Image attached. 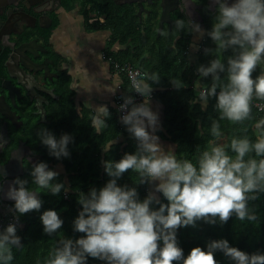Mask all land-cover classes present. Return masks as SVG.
I'll use <instances>...</instances> for the list:
<instances>
[{"label":"clouds","instance_id":"1","mask_svg":"<svg viewBox=\"0 0 264 264\" xmlns=\"http://www.w3.org/2000/svg\"><path fill=\"white\" fill-rule=\"evenodd\" d=\"M217 3L218 15L208 35L217 44L216 53L231 47L235 55L228 58L227 68L220 58L213 59L210 66H199L200 76L211 75L213 82L210 87H204L197 80L194 90L204 104L209 97L216 98L221 120L238 123L250 117L253 93L264 99V71L255 79L252 75L264 60V0H235L232 4L217 0ZM175 23L177 28H184L182 20ZM195 30H200L199 24ZM225 71L227 82L219 83L220 73ZM159 79L156 75L151 77L153 82L158 83ZM172 83L176 88L182 87L177 80L173 79ZM133 86L135 92L145 97L144 101L137 104L129 95L119 110L124 113L122 123L138 142L137 151L126 153L119 161H105L111 179L99 191L93 188L88 195L81 193L79 197L82 211L74 221V230L86 235L76 240H60L49 254L47 264H86L89 256L105 264H217V250L235 264H264V254H249L230 246L227 239L209 242L207 250L194 247L185 257L176 235L178 228L194 226L198 220L215 224L219 218L221 223H226L233 214L241 221L256 219L255 213L249 211L248 200L256 199L255 193L264 192V119L255 124V142L246 137L233 138L229 145L211 142L210 150L203 151L198 164H194L188 159L179 160L172 150L165 151L161 146L159 136L154 134L158 114L149 106L151 85L133 79ZM109 116L106 105L94 108L91 125L97 133L104 130L105 118ZM211 134L221 136L220 125L215 120ZM37 135L51 156L60 159L70 155L69 134L57 139L47 128H41ZM113 143L104 144L103 149L109 150ZM253 152L255 156L249 155ZM129 169L139 173L140 183L159 181L156 190L169 203L153 210L152 203H159L154 195L141 201L135 187L119 186L117 180ZM30 174L36 189L28 187L27 179L17 177L6 193L15 201L14 209L19 215L41 209L39 189H47L53 195L65 189L63 183H53L58 172L51 170L46 162L32 164ZM40 219L49 235L57 233L63 225L54 209L45 210ZM21 245L17 224L9 223L0 231V264H9L13 259L12 248Z\"/></svg>","mask_w":264,"mask_h":264},{"label":"trees","instance_id":"2","mask_svg":"<svg viewBox=\"0 0 264 264\" xmlns=\"http://www.w3.org/2000/svg\"><path fill=\"white\" fill-rule=\"evenodd\" d=\"M78 4L82 5L81 13L86 16L88 25H96L90 21L89 13L91 10L97 11L98 15L106 16L102 27L111 29V42L119 40L126 46L125 49L113 55L115 58L138 63L140 58L147 54L143 61L148 70L146 83L151 85V89H154L153 96L165 108L166 136L177 145L176 156L179 160L188 159L194 164H198L201 153L210 150L211 142L229 145L231 139L245 137L255 142V124L260 119H264V109L254 105V102L264 103V99L256 97L253 93L250 117L243 122L234 123L226 118L220 119L215 97H209L207 103L204 104L197 99V91L191 87L197 80H200L204 87H210L213 82L211 75L200 76L199 66H210L213 59L220 58L227 68L228 58L235 55L231 47L218 53L215 52L217 44L208 35L214 25L212 22L203 40L204 50L193 62L188 55L193 36L191 28L188 27L181 38H177V32H166L158 35L157 24L153 21L156 16L144 27V23L139 20L133 5L121 7L110 1L61 0L60 6L64 10L70 11ZM88 5L91 6L88 7ZM58 24L59 17L54 14L53 28ZM95 27L101 28L99 25ZM51 32L52 30L45 31L43 35L48 46ZM206 49L212 51L206 52ZM51 52L53 56V51L51 50ZM53 58L59 77L54 80L57 98L49 97L51 104L48 118L51 121L50 123L44 122L39 126L36 119H33L34 123L38 124L35 126L36 129H32L34 123L31 125L30 118L27 119V123L25 122L24 130H28V138L31 139L33 145L40 142V150L44 153L41 162H46L51 170L58 172L53 183H63L65 189L58 195L51 194L47 189H39V198L42 200L41 209L39 211L33 210L24 215H19L15 211V202L11 203L13 209L5 211V207L9 205L1 206L2 199L0 196V222L3 223L0 231L7 227L10 218L17 222L16 217L19 215V220L15 223L17 224V235L21 237L22 245L12 248L13 259L9 264H47V260L50 258L49 254L58 246L60 240L64 238L76 240L86 235L74 230V221L82 211V205L79 203L81 193L88 195L93 188L99 191L111 179L105 170V161H119L126 153L135 154L138 147V142L127 131V126L123 123L119 124L116 111H113L105 119L106 126L102 132L97 133L94 130L90 115L88 113L84 115V108H82L81 113L77 112L75 108L73 100L75 89L72 88L71 79L66 71L61 70L62 60L55 56ZM260 67L261 63L257 65L252 74L254 79L260 74ZM153 75L160 78L158 83L151 80ZM220 76L221 81L219 83H226L227 72L220 73ZM173 79L179 81L182 87L176 88L172 83ZM124 83L129 89L126 78ZM128 89L126 90L128 91ZM194 99L196 103L192 102ZM214 120L220 125V137H214L211 134V125ZM41 128H47L57 139L63 134H69L72 137L68 149L70 155L60 159L51 156L47 146L40 141L37 135ZM122 136L123 138L118 141ZM112 141H114L112 147L105 151L103 145ZM229 154L234 155L230 150ZM249 155L255 156L254 152ZM60 162L65 165L64 174L68 175V178H63V173L57 169L56 166ZM31 170L32 168L28 169L19 178L27 179L29 181L28 187L36 189L37 186L32 184ZM140 180L139 173L129 169L122 174L117 183L119 186L135 187L139 199L142 201L150 194L154 195L151 193V188L153 187V190L155 188L154 184L151 183L152 181L140 183ZM255 195L257 196L256 199L248 200L249 211L255 213V220L245 219L241 221L233 214L226 223H221L217 218L215 224L198 220L194 226L178 228L177 241L183 249L184 256L187 257L192 248L197 246L207 250L209 242L221 239H227L230 246L237 247L249 254H264V192H257ZM156 199L159 203L155 201L152 203L151 208L153 210H158L161 204L169 203L162 192ZM49 209L56 210L63 220L61 229L52 235L44 232V226L40 219L42 213ZM160 245L162 246V241ZM215 258L217 264H235L233 260L219 250L215 252ZM86 264H105V262L89 256ZM174 264H182V262H174Z\"/></svg>","mask_w":264,"mask_h":264},{"label":"flooded vegetation","instance_id":"3","mask_svg":"<svg viewBox=\"0 0 264 264\" xmlns=\"http://www.w3.org/2000/svg\"><path fill=\"white\" fill-rule=\"evenodd\" d=\"M102 1L114 2L121 7L133 5L136 8V14L139 17V20L144 23V27H146V25L149 24V21L156 16L153 21L157 24V30L159 29L161 8L158 0H153V3L144 2V7L142 9L137 3L131 2L132 0ZM234 2L235 0H228L229 4ZM60 4L61 0H0V103L2 106L5 104L9 107L7 112L8 115L0 111V125L7 123L10 139L2 148V152H0V162L3 164L8 162L11 158L12 152L14 153V151L20 147V143L23 142L25 147L29 148V150L28 152H25V155L21 158L23 163L22 172L17 177L24 175L28 169L32 168V164L41 162L44 157V153L40 150V142L35 145L32 144L31 139L28 138V130H24V125L25 122H28L27 119L30 118L29 122L31 125L34 123L33 119H36L39 126L40 124H44V122L50 123L51 121L48 118V111L51 104L50 98H57L54 80L59 76L57 72L51 71L54 64V58L51 54L52 46L50 40L54 29L57 27L53 28L52 25L54 14H57L59 17V10L62 8ZM166 5L169 11V21L163 23L160 34L177 32V38H181L184 36V31L189 27L193 30V42H196L195 44H197L198 42L196 39L202 37L201 42L203 44L205 35L209 31V25L211 22L213 24L215 23V18L218 15L217 0H166ZM90 6L91 5H88V7ZM75 8H79L81 11L82 5L78 4ZM140 9L141 14L139 15ZM46 14L52 19L50 26H46L48 24V19L45 17ZM89 16L90 21L99 25L101 28H106L102 27L105 23V15H98L97 11L91 10ZM177 20H182L184 22V28L176 27L175 22ZM196 24L200 25L199 31L195 30ZM48 30H52L48 42L50 47L43 38L45 31ZM32 41H36L37 44H34L36 47L34 50L35 53H28L32 60L30 63L39 71L31 72L39 83L46 86L49 90H53V94L37 90L38 94L45 95L48 100V103L44 104L46 111V115L44 116L41 113H38L36 100L31 99V97L27 95L25 86L18 81L16 76L11 74L9 69L10 62V65L15 63H12L13 57L17 60L18 58L20 59V52L23 51V47L32 43ZM19 66L27 69L26 66L21 64V62L19 63ZM20 67L17 69L12 66L13 73L19 74ZM44 67L51 68L49 69L51 77L44 78L43 74L46 71ZM40 69L42 70L40 71ZM21 79L25 81L22 77ZM38 123H34L32 129H36L35 126ZM23 147L21 146L20 148ZM1 179H3L2 175ZM3 206L5 207L6 205ZM10 209L9 206L5 207V211H9Z\"/></svg>","mask_w":264,"mask_h":264},{"label":"crops","instance_id":"4","mask_svg":"<svg viewBox=\"0 0 264 264\" xmlns=\"http://www.w3.org/2000/svg\"><path fill=\"white\" fill-rule=\"evenodd\" d=\"M201 38L196 39V41H202ZM50 41L53 56L62 60L61 70L66 71L71 79L72 88L75 89L73 100L77 112L81 113L82 108H84V115L88 113L91 117L94 115L96 106L106 105L110 114L116 111L119 124H121V117L117 110L116 95L121 91L128 93L129 89L126 88L124 83V76L115 71L111 58L117 59L113 55L125 49L126 46L119 40L111 42L110 29L96 28L94 24L88 25L85 16L83 13L81 14L79 8L70 11L62 8L59 10V24L54 29ZM191 42L188 55L189 59L194 62L197 60L196 57L199 56L200 51L197 50V45L195 44L196 42H193V38ZM145 56L147 57V54L143 57ZM143 61L142 65L145 67ZM131 62L138 66V63ZM260 63L261 73L264 71V60ZM51 71H57L55 64H53ZM45 74H43L44 78ZM153 92L154 89H151L150 94H152V97L149 98V106L153 112L158 114V124L154 134L159 136L158 142L165 151L172 150L176 155L177 145L166 136L167 130L164 126L165 108L153 96ZM149 131L151 132L150 127ZM122 138L123 136L118 141ZM56 167L59 172L63 173V178H68V175L64 174L65 165L63 163H58ZM151 183L154 184L155 188L154 190L153 187L151 188V193L159 197L160 192L156 190V185L159 181H152Z\"/></svg>","mask_w":264,"mask_h":264},{"label":"water","instance_id":"5","mask_svg":"<svg viewBox=\"0 0 264 264\" xmlns=\"http://www.w3.org/2000/svg\"><path fill=\"white\" fill-rule=\"evenodd\" d=\"M159 1V6L161 8V17H160V23H159V29H158V34H160L163 23L165 21H169L168 20V16H169V11L166 5V0H158ZM178 1V0H177ZM131 2L137 3L138 6L141 7V9L144 7V2H149V3H153V0H132ZM141 9L139 11V15L141 14ZM45 17L48 19V24L46 26H50L52 23V19L50 16H48L47 14L45 15ZM37 44L36 41H32V43H29L28 45H25L23 47V51H21V58L18 60L13 57V62H15L13 65H10V72L13 76H16L18 78V81L21 82L24 86H25V90L27 92V95H29L31 97V99H35L36 100V106L38 108V113H41L43 116L46 115V111H45V103H48V100L46 98L45 95L42 94H38L37 90H40L44 93H51L53 94V90H49L48 88H46V86H43L41 83H39L35 76L33 75V73L31 71H37L36 67H33L32 64L30 63L32 60L29 56L28 53L34 54L35 53V45ZM146 57V56H145ZM143 57L142 59L139 60L138 62V66L144 70L145 72H147V70L145 69V67L142 65V61L145 58ZM21 62V64H23L24 66H26L27 69L20 67L19 63ZM12 66H14L15 68L19 69L18 67H20V73L19 74H15L12 71ZM42 68V67H41ZM45 71V78L51 77L50 75V70L47 67H44ZM21 77L25 80L23 81L21 79ZM8 110L9 107L5 104H3V106L0 103V111L4 114L8 115ZM9 133H8V127H7V123H4L3 125H0V152H2V148L9 142ZM23 148H20V147ZM20 147L17 148V150L14 151V153L12 152L11 158L9 159L8 162L6 163H1L0 162V175H2V178L0 180V196L2 199V205H9V207L11 209H13L12 206V202H15L14 200H11L7 197L6 193L8 190V186L12 183V181H14L17 176L19 174H21L22 172V157L25 155V152H28L29 148H26L25 145L22 143H20Z\"/></svg>","mask_w":264,"mask_h":264},{"label":"built area","instance_id":"6","mask_svg":"<svg viewBox=\"0 0 264 264\" xmlns=\"http://www.w3.org/2000/svg\"><path fill=\"white\" fill-rule=\"evenodd\" d=\"M204 46L202 44L198 45L197 50H203ZM111 62L113 63V66L115 67V71L126 78V80L129 83V92H119L116 95V104L117 108L119 110V106L124 102V99L127 96H132L134 99V102L139 104L142 103L145 99V97L137 92H135V88L133 86V79L137 81H143L146 83L147 80V72L142 70L137 65L133 64L131 61H121L118 59L111 58ZM194 89V85L191 86ZM219 91V90H218ZM152 97V94H150V97ZM254 105L258 106L260 109H264V103L260 102H254ZM131 108V105H129V110ZM120 117L124 114L119 110ZM13 218H10L9 223H15L16 221H12ZM17 223V222H16ZM3 223L0 222V230L2 228Z\"/></svg>","mask_w":264,"mask_h":264},{"label":"rangeland","instance_id":"7","mask_svg":"<svg viewBox=\"0 0 264 264\" xmlns=\"http://www.w3.org/2000/svg\"><path fill=\"white\" fill-rule=\"evenodd\" d=\"M199 44H202V42H201V41H199V42L196 44V45H197V49H198V45H199ZM202 45H203V44H202ZM203 50H204V49H203ZM203 50H198V51H200V52H201V51H203Z\"/></svg>","mask_w":264,"mask_h":264}]
</instances>
